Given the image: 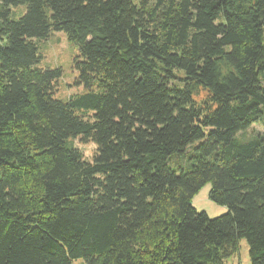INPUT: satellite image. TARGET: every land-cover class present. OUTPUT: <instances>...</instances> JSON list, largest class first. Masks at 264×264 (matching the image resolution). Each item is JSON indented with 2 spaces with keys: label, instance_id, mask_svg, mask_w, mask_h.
Wrapping results in <instances>:
<instances>
[{
  "label": "trees",
  "instance_id": "obj_1",
  "mask_svg": "<svg viewBox=\"0 0 264 264\" xmlns=\"http://www.w3.org/2000/svg\"><path fill=\"white\" fill-rule=\"evenodd\" d=\"M55 32L78 48L67 99ZM256 124L264 0H0V264H225L242 240L264 264ZM206 184L225 214L193 206Z\"/></svg>",
  "mask_w": 264,
  "mask_h": 264
},
{
  "label": "rangeland",
  "instance_id": "obj_2",
  "mask_svg": "<svg viewBox=\"0 0 264 264\" xmlns=\"http://www.w3.org/2000/svg\"><path fill=\"white\" fill-rule=\"evenodd\" d=\"M17 14L22 9L16 10ZM42 61L41 66L61 68L63 76L57 82L56 96L67 99L72 95L83 92V87L76 84L78 72L75 70V59L78 54V48L71 43L64 32H55L50 38L41 42ZM204 93L199 97L203 98ZM264 126L254 125L247 131V135L263 133ZM74 144L84 153L87 159H92L96 153L97 146L93 142H84L80 137L74 140ZM211 184H206L193 197L192 204L198 212H206L210 218L219 217L227 212V207L216 204L210 198ZM80 264V262H76ZM225 264H251L249 256V245L246 240L241 241L238 254L226 260Z\"/></svg>",
  "mask_w": 264,
  "mask_h": 264
}]
</instances>
